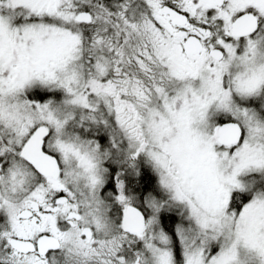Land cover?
I'll list each match as a JSON object with an SVG mask.
<instances>
[{
    "label": "snow or ice",
    "instance_id": "6c2138e0",
    "mask_svg": "<svg viewBox=\"0 0 264 264\" xmlns=\"http://www.w3.org/2000/svg\"><path fill=\"white\" fill-rule=\"evenodd\" d=\"M0 264H264V0H0Z\"/></svg>",
    "mask_w": 264,
    "mask_h": 264
}]
</instances>
